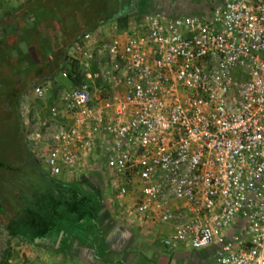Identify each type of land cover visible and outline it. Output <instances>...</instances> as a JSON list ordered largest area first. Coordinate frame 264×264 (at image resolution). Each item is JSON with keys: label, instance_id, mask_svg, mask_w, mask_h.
<instances>
[{"label": "built area", "instance_id": "built-area-1", "mask_svg": "<svg viewBox=\"0 0 264 264\" xmlns=\"http://www.w3.org/2000/svg\"><path fill=\"white\" fill-rule=\"evenodd\" d=\"M166 1L82 33L64 68L21 99L24 141L63 182L86 177L101 150L135 224L171 226L164 248L264 264V0L209 13Z\"/></svg>", "mask_w": 264, "mask_h": 264}, {"label": "trees", "instance_id": "trees-1", "mask_svg": "<svg viewBox=\"0 0 264 264\" xmlns=\"http://www.w3.org/2000/svg\"><path fill=\"white\" fill-rule=\"evenodd\" d=\"M108 3L110 0H27L15 9L21 11L20 15L11 12L0 16V66L11 71L15 66L25 68L21 73L29 74L31 82L36 77L53 76L64 68L67 49L82 33L108 22L123 28L133 15L138 18L162 10L161 0H120L105 16ZM33 64L35 67L30 68ZM40 66L45 69L36 74L35 68ZM3 82L0 78L2 87ZM19 94L13 97L16 106ZM13 113L20 127V117L17 111ZM35 162L28 151L18 157L11 151H0V225L11 236L43 248L55 250L61 236L63 240L76 238L90 248L98 246L93 251L105 253L104 229L99 224L103 213L85 177L63 182L48 177L42 170L33 172L42 178L34 199L31 204H24L21 215L13 219L14 212L2 197L22 196L21 186L15 191L14 180L22 174V164Z\"/></svg>", "mask_w": 264, "mask_h": 264}, {"label": "rangeland", "instance_id": "rangeland-1", "mask_svg": "<svg viewBox=\"0 0 264 264\" xmlns=\"http://www.w3.org/2000/svg\"><path fill=\"white\" fill-rule=\"evenodd\" d=\"M26 1L11 3L6 0H0V16L11 12L20 15L21 11H16L15 9ZM119 1L110 0L104 15L112 13V10L115 9ZM134 19L135 16L133 15L129 18V21ZM15 67L20 71L19 66ZM27 68L29 69V67ZM11 74L14 75L13 71L6 66H0V77L4 80L3 87L0 84V130L2 131V133L0 132V151H11L18 157L22 156L25 151L29 152V150L24 141L22 127H19L15 123L16 118L13 112L18 111L17 113L19 114V103L23 96L28 93V85L23 80L21 85L16 84L17 77L14 79ZM25 75L26 73H24ZM18 93L20 94L16 106L13 97ZM9 94H11V97ZM95 158L96 161H94L92 169L87 173L85 178L90 182L89 187L93 192V196L98 198L101 214L103 213L99 224H102L101 228L104 229L106 252L98 254L93 251V248L98 250V246L94 245L93 248H90L80 243L76 238L63 240L61 236L57 239L55 250L43 248L18 237L11 236L4 226L0 225V264L185 263V260L174 258L172 253L155 243L157 242L156 236L161 235L159 227L148 229L135 224L133 217L126 211L128 202L116 198L107 185L108 175L103 164L106 156L102 154L101 150H98ZM22 168V174L16 176V180H14V189L18 192L19 186H21L22 196L4 195L2 197L3 201L8 202L11 212H14L15 216L13 219L21 215L24 204H31L34 199L35 190H37L38 183L42 178L39 174L36 175L33 172L42 170L47 175L41 164L37 162L34 164L24 163L22 164ZM104 171L106 175L102 176V172ZM47 176L50 177L49 175ZM114 183L117 184V182ZM202 257H196L199 259L198 264H202ZM203 259L205 260V258ZM189 261L188 264H191Z\"/></svg>", "mask_w": 264, "mask_h": 264}, {"label": "crops", "instance_id": "crops-1", "mask_svg": "<svg viewBox=\"0 0 264 264\" xmlns=\"http://www.w3.org/2000/svg\"><path fill=\"white\" fill-rule=\"evenodd\" d=\"M189 1V3L191 5H193L194 9H197L196 11L197 12H202V11H205L204 13H209L210 9L212 8V6L216 3H219L220 0H187V2ZM182 5V2H179L178 3V6H181ZM137 20V17H135L134 20L130 21V22H135ZM114 23V22H113ZM113 23H105V24H102L98 27H96L97 29L101 30L102 32H107V30H109L114 24ZM94 28V29H96ZM35 67V64L32 65V67L30 68H33ZM41 68H35L36 70V74H41L43 73L41 70H44L45 68L40 66ZM20 68V67H19ZM13 69V72L16 71L17 73H14V75L11 74V76L15 79L16 77V80L15 83L16 84H19L21 85L23 81L26 82V84L28 85L27 86V92L29 93V91L31 90V88L36 85V84H40V83H43V81H45L46 79L48 78H51V76H46V77H39V78H35L34 81H30V75L28 74L27 76L24 77V74L21 73V71L25 68H21L19 69L20 71L18 72V69H16V67L12 68ZM27 69V68H26ZM41 72V73H40ZM21 73V74H20ZM25 73V72H24ZM38 76V75H37ZM1 78V77H0ZM23 80V81H22ZM18 112V111H17ZM19 115V114H18ZM107 143V145H109L108 143V140L105 141ZM105 168V167H104ZM103 176V175H102ZM75 181H78V180H75ZM72 182V181H71ZM159 230L161 232V235L163 234H167L171 231V226L168 225V224H163V225H160L159 226ZM156 240L157 242H155L156 244H158L159 246H161L162 248H164L161 243H160V237L159 236H156ZM165 250L169 251L170 253L173 254L174 258H177V259H182V260H185V263L184 264H188V260H190L189 262H191V264H198V261L199 259H197L196 257H199V256H203L202 257V264H212L213 260H214V247H208V248H205V249H202V250H190V249H180V250H177V251H172V250H168L166 248H164ZM189 256H188V255ZM184 255V259L182 258V256ZM189 257V258H188ZM205 258V260L203 259Z\"/></svg>", "mask_w": 264, "mask_h": 264}]
</instances>
